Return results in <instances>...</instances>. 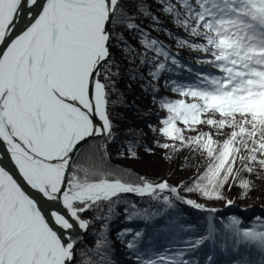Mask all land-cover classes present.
<instances>
[{"label": "snow or ice", "instance_id": "obj_1", "mask_svg": "<svg viewBox=\"0 0 264 264\" xmlns=\"http://www.w3.org/2000/svg\"><path fill=\"white\" fill-rule=\"evenodd\" d=\"M37 2L0 0V44L5 45L0 48V142L22 179L49 201L60 202L65 212L51 211L50 222L0 167V264H70L75 241L63 233L70 232L74 222L81 229L88 227L82 213L121 194L158 199L165 191L177 193L166 181L125 179L99 165L69 173L72 155L83 142L112 135L109 84L100 79L111 56L113 34L108 24L123 22L128 29L137 25L121 0H44L33 22L12 38L24 6ZM161 5L175 24L201 41L182 39L181 45L205 53L207 58L200 63L211 65L218 74H198L193 82L173 88L181 98L162 102L167 115L158 129L172 143L159 146L189 148L202 155L206 166L187 190L221 199L230 179L237 181L241 172L264 171V0H161ZM153 21L159 23L157 17ZM140 34L156 70L164 69L160 58L168 59L169 51L147 32ZM171 63H177L174 56ZM199 125L210 126L217 135L225 128L231 131L222 141L210 132L184 135L185 129L196 131ZM251 184L239 179L245 190ZM163 200L169 197L164 195ZM186 203L203 207L192 200ZM239 224L234 218L230 226L234 240L264 253V230ZM139 236L137 232L128 241L129 248L136 247ZM206 239L186 242L183 250L147 264H189L186 251Z\"/></svg>", "mask_w": 264, "mask_h": 264}, {"label": "trees", "instance_id": "obj_2", "mask_svg": "<svg viewBox=\"0 0 264 264\" xmlns=\"http://www.w3.org/2000/svg\"><path fill=\"white\" fill-rule=\"evenodd\" d=\"M121 7L131 14L137 28L128 29L123 22L109 23L111 56L100 79L109 84L107 111L112 135L85 143L72 160L69 173L99 165L125 179L143 177L156 184L166 181L177 193L165 191L158 199L121 194L111 203L101 202L82 213L81 218L89 224L74 247L71 264H147L149 259L183 250L186 242L204 237L207 239L201 245L186 251L189 264H207L211 257L212 264H264V253L235 241L230 227L235 218L239 227L264 230V171L258 170V175L240 173L239 179L252 182L249 190L239 186V179H230L221 190L223 198H206L199 191L187 190L205 168V158L189 148L174 151L159 146L172 143L158 129L167 115L162 102L181 98L173 88L193 82L198 74H218L211 65L200 63L207 58L205 53L180 43L182 39L201 41L173 22L163 11L161 0H121ZM141 30L159 40L177 63H171V56L160 58L165 68L157 71L152 54L145 53L141 45ZM178 126L184 128L179 122ZM201 131L222 141L231 130L225 128L217 135L210 126L199 125L196 131L185 129L184 135L195 136ZM236 166L240 167L239 162ZM164 195L169 201L163 200ZM254 199L261 204L249 203ZM187 200L203 207L189 205ZM137 232L136 247L129 248L128 241Z\"/></svg>", "mask_w": 264, "mask_h": 264}, {"label": "bare ground", "instance_id": "obj_3", "mask_svg": "<svg viewBox=\"0 0 264 264\" xmlns=\"http://www.w3.org/2000/svg\"><path fill=\"white\" fill-rule=\"evenodd\" d=\"M44 3V0H38L37 5L32 6L29 8V6L25 5L23 11L21 14L17 17L15 24H14V31L12 33V38H14L15 35L20 34L23 30L26 29L27 26H29L30 22H33V17L37 16L39 11H41V6ZM5 45L0 44V48H4ZM0 160L3 161V168L9 172L10 175L14 177L18 181V183L24 187V180L19 174L18 169L16 168L14 162L11 159V154L7 150V146L0 142ZM27 184V183H25ZM28 185V184H27ZM25 189V187H24ZM29 188H27V191ZM31 195H29L31 198H33L37 204L38 207H40L43 210V213L48 216L50 222H51V211L55 210L57 211L53 201H50L44 197L41 193H39L37 190L28 191ZM58 232H61L62 230L58 227L53 225ZM67 232H64V238L67 237Z\"/></svg>", "mask_w": 264, "mask_h": 264}, {"label": "water", "instance_id": "obj_4", "mask_svg": "<svg viewBox=\"0 0 264 264\" xmlns=\"http://www.w3.org/2000/svg\"><path fill=\"white\" fill-rule=\"evenodd\" d=\"M108 28H109V24H108ZM99 122V121H98ZM93 138H96V137H93ZM93 138H91V139H93ZM91 139H88V140H86L85 142H83L77 149H76V151H75V153L72 155V159H71V162H72V160L74 159V157H75V155L77 154V152L80 150V148L85 144V143H87L88 141H90ZM0 167H3V161L2 160H0ZM148 181V180H147ZM150 182V181H149ZM26 182L24 181V187H25V189H24V187H22L23 188V190L25 191V192H27L29 195H31L28 191H33L34 189H32L29 185H27V184H25ZM152 183V182H151ZM153 184H156V183H153ZM27 188H29V190L27 191ZM50 202V201H49ZM54 205H55V207H56V209H57V211L58 212H61V213H64L65 212V209L62 207V204L60 203V202H55L54 203ZM84 231H85V229H81V228H79V226H78V222H74V227L70 230V232H67L66 234H67V237H66V239H68L69 238V236L72 238V239H74V241H75V245L80 241V239L82 238V236H83V233H84ZM72 262V261H71ZM71 262H70V264H71Z\"/></svg>", "mask_w": 264, "mask_h": 264}, {"label": "rangeland", "instance_id": "obj_5", "mask_svg": "<svg viewBox=\"0 0 264 264\" xmlns=\"http://www.w3.org/2000/svg\"><path fill=\"white\" fill-rule=\"evenodd\" d=\"M252 202H254V203H252ZM249 203H252V204H261V202L259 201V199L250 200Z\"/></svg>", "mask_w": 264, "mask_h": 264}]
</instances>
